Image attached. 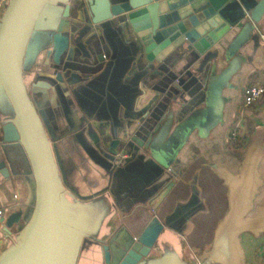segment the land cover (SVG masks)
<instances>
[{
    "label": "water",
    "instance_id": "water-1",
    "mask_svg": "<svg viewBox=\"0 0 264 264\" xmlns=\"http://www.w3.org/2000/svg\"><path fill=\"white\" fill-rule=\"evenodd\" d=\"M263 20L264 0H8L0 172L19 200L0 222V264H251L264 131L233 168L172 158L219 124Z\"/></svg>",
    "mask_w": 264,
    "mask_h": 264
},
{
    "label": "crops",
    "instance_id": "crops-1",
    "mask_svg": "<svg viewBox=\"0 0 264 264\" xmlns=\"http://www.w3.org/2000/svg\"><path fill=\"white\" fill-rule=\"evenodd\" d=\"M263 31L259 38L250 40L238 55L237 70L231 78L230 88L223 92V104L220 112L219 124L211 130L208 136H201L196 130L187 138L176 157L181 170L212 163L233 168L238 164L242 154L252 142L258 131H264V98L252 106L245 107V90L257 84H264V20ZM235 33L228 37V42ZM176 62L177 65H176ZM178 71L184 70L185 63L179 61L178 56L172 58ZM224 57L221 60L220 71L228 66ZM219 71V72H220ZM164 78L153 76L148 83L157 84ZM5 159L0 149V169ZM264 173V167H263ZM19 191L13 180L5 179L0 172V207L5 211L18 203ZM0 234V247H1ZM247 250L251 264H264V236L260 239L249 237Z\"/></svg>",
    "mask_w": 264,
    "mask_h": 264
},
{
    "label": "built area",
    "instance_id": "built-area-1",
    "mask_svg": "<svg viewBox=\"0 0 264 264\" xmlns=\"http://www.w3.org/2000/svg\"><path fill=\"white\" fill-rule=\"evenodd\" d=\"M8 0H0V14ZM264 38V36H263ZM264 98V84H257L245 90V107L251 108ZM5 209L0 207V222L5 216Z\"/></svg>",
    "mask_w": 264,
    "mask_h": 264
},
{
    "label": "rangeland",
    "instance_id": "rangeland-1",
    "mask_svg": "<svg viewBox=\"0 0 264 264\" xmlns=\"http://www.w3.org/2000/svg\"><path fill=\"white\" fill-rule=\"evenodd\" d=\"M184 144H185V142H184ZM183 144V145H184ZM181 146H182V141L181 142H178L177 144H176V148H175V156L173 155V158H172V161L174 162V161H176V157H177V155L179 154V151L181 150ZM178 161V160H177ZM169 163V162H168ZM222 214V206H221V208L216 212V215H215V217L217 218V217H219L221 214ZM217 215H219V216H217Z\"/></svg>",
    "mask_w": 264,
    "mask_h": 264
},
{
    "label": "flooded vegetation",
    "instance_id": "flooded-vegetation-1",
    "mask_svg": "<svg viewBox=\"0 0 264 264\" xmlns=\"http://www.w3.org/2000/svg\"><path fill=\"white\" fill-rule=\"evenodd\" d=\"M126 239V238H125ZM120 253V249L117 250V254ZM113 260H114V257H113Z\"/></svg>",
    "mask_w": 264,
    "mask_h": 264
}]
</instances>
